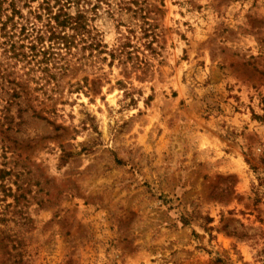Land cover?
<instances>
[{"label": "rangeland", "instance_id": "1", "mask_svg": "<svg viewBox=\"0 0 264 264\" xmlns=\"http://www.w3.org/2000/svg\"><path fill=\"white\" fill-rule=\"evenodd\" d=\"M45 1L107 53L50 38ZM2 23L0 264H264V0H0Z\"/></svg>", "mask_w": 264, "mask_h": 264}, {"label": "trees", "instance_id": "2", "mask_svg": "<svg viewBox=\"0 0 264 264\" xmlns=\"http://www.w3.org/2000/svg\"><path fill=\"white\" fill-rule=\"evenodd\" d=\"M66 3H68V5L70 4L69 1ZM43 4H46V6L40 7V10L48 16L47 18L49 23L47 26L50 30V38L55 37V39L58 40V44L63 46L68 53L72 54V50L76 47L77 43L82 45V50L89 51L91 56H93L95 52L97 54L107 53L106 47L100 39V34L98 32L94 33V31L90 28L88 18L84 11H78L76 15H71L66 10V5H60L58 13L53 14L54 7L49 6V3L46 1ZM129 10H132V8H129ZM134 13L137 14L138 11H134ZM41 15V13L37 12L36 18L40 19L42 17ZM143 19L145 20L143 21L142 26H140V30L143 33L144 38L152 36L153 41L149 42L146 46L154 50L152 45L158 38V34L155 32L156 26L150 23L146 17H143ZM5 25L6 23H2L0 31H6ZM129 46L130 45L128 43H122L121 48L118 47L116 50V52H118V56L125 53V48H128ZM126 55L128 56V60H140L139 53H127ZM109 56L112 59H115L116 53L112 51L109 53ZM142 63L143 61L140 62V64ZM144 65H146L145 61Z\"/></svg>", "mask_w": 264, "mask_h": 264}]
</instances>
